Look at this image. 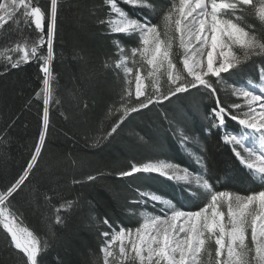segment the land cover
Segmentation results:
<instances>
[{
	"label": "snow or ice",
	"instance_id": "obj_1",
	"mask_svg": "<svg viewBox=\"0 0 264 264\" xmlns=\"http://www.w3.org/2000/svg\"><path fill=\"white\" fill-rule=\"evenodd\" d=\"M122 4L145 14L133 17ZM59 7L60 0H48L46 7L39 0H0V32L22 34L31 29L36 33L0 51V75L38 63L37 90L28 106L42 102L30 159L17 176L0 184V231L19 264H49L54 229L65 224L66 214L75 206L73 200L61 198L53 215L45 218L48 239L42 240L38 230L25 225L14 204L32 183L46 148L50 111L59 104L53 74ZM100 9L107 18H98V23L115 49L103 67L122 79L123 88L106 113L114 117L110 128L94 138L93 146L118 134L144 110L163 109L175 100L200 94L214 102L201 132L206 136L216 130L242 166L238 170L225 163L213 172L206 150L200 149L194 159L200 169L197 175L166 159L133 162L117 172L118 179L142 175L172 181L181 185L185 200L201 196V189L208 198L202 207L186 210L175 198L135 189L137 197L130 203L141 208L149 202L153 207L163 205L161 214L139 211L142 222L134 228L110 222L108 217L98 221L108 229L99 232L102 264H264V190L247 194L230 190L245 183L264 189V0H169L166 7L158 0H100ZM121 35L136 40V45L126 47L117 38ZM233 76L243 78L248 86L230 88L222 98L221 87ZM164 116L168 119L167 112ZM229 121L239 128L228 129ZM169 124L182 148L198 143L197 135L189 134L179 122L169 120ZM0 142H5L4 136ZM98 178L89 174L73 183H95ZM41 195L51 204L56 194ZM54 264L66 261L57 258Z\"/></svg>",
	"mask_w": 264,
	"mask_h": 264
},
{
	"label": "trees",
	"instance_id": "obj_2",
	"mask_svg": "<svg viewBox=\"0 0 264 264\" xmlns=\"http://www.w3.org/2000/svg\"><path fill=\"white\" fill-rule=\"evenodd\" d=\"M158 2L161 7H166L169 0ZM47 3L48 0H39L42 7ZM121 6L133 17L142 18L145 14L127 5ZM98 18H107L100 9V0H60L57 58L53 62V74L56 76L54 94L59 104L50 111V132L32 183L14 202L23 214L25 225L38 230L42 240L48 239L44 221L53 215L54 206L62 202L61 198L75 202L71 212L66 214L65 224L54 229L55 236L50 240L47 257L49 264H54L57 258H63L66 264H102L100 249L103 238L99 232L108 229L98 221L108 217L110 222L134 228L142 222L139 211L153 213L159 206L153 207L149 202L141 208L130 203L137 197V188L157 192L165 198H175L186 210H195L207 202L208 197L202 189L201 196L185 200L181 185L162 177L138 175L118 179L115 174L128 169L133 162L166 159L199 174L200 169L194 159L200 149H205L213 172L225 163L242 169L239 161L231 155L230 146L225 147L221 143L216 130L206 136L201 132L208 124L204 119L206 111L214 102L200 94L175 100L163 109L144 110L122 126L118 134L93 146L94 138L110 128L114 117H106V113L113 102L119 100L123 88L122 79L103 67L115 55V49L112 38L104 32ZM153 22L158 21L154 19ZM35 35L31 29H24L22 34L6 29L0 32V51L13 46L23 36ZM117 38L126 47L136 45L134 39L122 35ZM38 75L39 66L35 62L13 69L10 74L0 75V136L5 139V142H0V184L17 176L30 159L42 102L28 106V101L34 100ZM245 83L243 78L233 76L226 86L221 87L222 98L230 88ZM165 112L168 119H165ZM169 120L179 122L189 134L197 135L198 143L191 144L188 149L182 148ZM233 128L238 129L239 126L229 121L228 129ZM223 133L224 129H220L219 135ZM89 174L99 175L98 180L95 183H73ZM230 190L247 194L248 190L264 189L245 183L236 184ZM41 193L56 195L49 204ZM0 264H19L8 249L2 231Z\"/></svg>",
	"mask_w": 264,
	"mask_h": 264
},
{
	"label": "rangeland",
	"instance_id": "obj_3",
	"mask_svg": "<svg viewBox=\"0 0 264 264\" xmlns=\"http://www.w3.org/2000/svg\"><path fill=\"white\" fill-rule=\"evenodd\" d=\"M238 150H240L241 152H242V154H245V153H243V150L242 149H239L238 148ZM192 172V171H191ZM192 174L193 175H197V174H195L194 172H192ZM181 184H182V182H181ZM159 206H157V208H155L156 210L153 212V213H151V214H161L160 213V208H162V207H164L163 205H160V204H158Z\"/></svg>",
	"mask_w": 264,
	"mask_h": 264
},
{
	"label": "bare ground",
	"instance_id": "obj_4",
	"mask_svg": "<svg viewBox=\"0 0 264 264\" xmlns=\"http://www.w3.org/2000/svg\"><path fill=\"white\" fill-rule=\"evenodd\" d=\"M245 87H247V85Z\"/></svg>",
	"mask_w": 264,
	"mask_h": 264
}]
</instances>
